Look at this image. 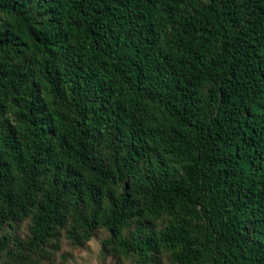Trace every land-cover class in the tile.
<instances>
[{
    "label": "trees",
    "instance_id": "1",
    "mask_svg": "<svg viewBox=\"0 0 264 264\" xmlns=\"http://www.w3.org/2000/svg\"><path fill=\"white\" fill-rule=\"evenodd\" d=\"M99 229L117 263L264 264V0H0V264Z\"/></svg>",
    "mask_w": 264,
    "mask_h": 264
},
{
    "label": "rangeland",
    "instance_id": "2",
    "mask_svg": "<svg viewBox=\"0 0 264 264\" xmlns=\"http://www.w3.org/2000/svg\"><path fill=\"white\" fill-rule=\"evenodd\" d=\"M108 235L104 229L97 233L81 246H72L68 241L61 243L60 253L56 256V264H131L129 259L122 263L115 262L112 257L102 249L100 240ZM63 256V258H62Z\"/></svg>",
    "mask_w": 264,
    "mask_h": 264
}]
</instances>
